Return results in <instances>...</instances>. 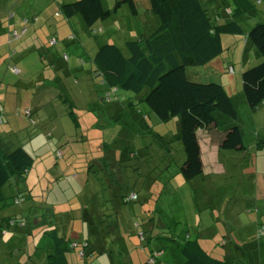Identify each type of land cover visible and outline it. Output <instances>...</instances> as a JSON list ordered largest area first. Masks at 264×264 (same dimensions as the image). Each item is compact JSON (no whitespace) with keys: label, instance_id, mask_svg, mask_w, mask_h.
<instances>
[{"label":"rangeland","instance_id":"1","mask_svg":"<svg viewBox=\"0 0 264 264\" xmlns=\"http://www.w3.org/2000/svg\"><path fill=\"white\" fill-rule=\"evenodd\" d=\"M75 1L0 0V145L14 141L36 160L35 181L26 180L35 182V187L17 184L12 178L4 188L7 207L0 206V219L20 217L19 224L7 227L8 234L0 237V264H42V250L53 242L44 231L55 228L50 220L59 212L53 204L63 203L73 206L76 219L67 227L58 225L60 237L66 232L77 240L82 236L80 227L92 235L103 219L104 231L112 220L124 240V245L114 240L119 239L114 228L109 234L102 232L103 247L94 256L89 248L82 255L77 241L71 247L77 250L66 255L69 264H125L124 258L138 260V254L142 257L150 250L158 251V257L148 264H180L181 252L170 245L168 237L173 234L180 243L186 232L197 237L213 258L228 259L230 264H264V234H259L261 229L264 233V209L259 208V193L249 190L257 180L264 185V136L258 135L255 126L251 128L259 115L241 103L242 71L258 61L245 32L259 21L257 17L264 19V0H252L254 8L242 14L236 13L235 0H209L208 10L223 14L220 24L230 18L244 34L223 33V54L187 73L204 83L226 86L237 108L245 150L224 151L225 171L200 177L195 183H186L179 173L182 144L165 136L176 133L177 122L162 123L153 113L147 118L141 98L103 85L93 63L102 45L115 44L128 56L127 41L150 36L157 29L159 21L149 11V0H135V16L124 6L89 29L77 15L65 34L58 32V24H67V19L56 15L59 4ZM102 1L107 9L115 2ZM45 54L47 59L42 60ZM228 66L234 70L230 72ZM107 92L111 97L105 101ZM91 165L99 170V177L88 176ZM121 192L126 199L138 192V198L122 205L117 197ZM103 197L105 216L90 219L88 215L100 208L96 205H102ZM147 209L155 215L154 228ZM55 217L65 218L64 214ZM229 221L235 232L228 231ZM242 226L246 227L240 232Z\"/></svg>","mask_w":264,"mask_h":264},{"label":"trees","instance_id":"2","mask_svg":"<svg viewBox=\"0 0 264 264\" xmlns=\"http://www.w3.org/2000/svg\"><path fill=\"white\" fill-rule=\"evenodd\" d=\"M114 1L111 9L105 8L102 0H77L68 4L64 3L56 15H62L69 22L80 15L85 25L92 29L98 22L109 20L124 6L128 7L132 15L138 14L135 0ZM210 1L149 0V11L159 21L157 29L150 36H140L135 40L127 41L125 47L128 50V56L117 45L107 43L98 49L93 59L103 85L113 91L124 90L136 94V98H141V102L147 106L148 110L145 109L147 112L143 113L142 110L147 118L150 117V113H153L162 123L171 120L177 122L179 129L174 134L173 140L179 141L183 146L185 159L179 163V173L188 183L200 178L204 173L198 131L217 126L218 115L224 116L231 122L225 130V138L220 149L245 150L243 133L237 123V108L225 86L216 82L204 83L187 73L188 69L204 67L223 54L224 46L221 37L223 33L244 34L241 25L230 18L226 19L224 24H220L219 20L223 14H213L208 10ZM235 2L238 14L250 13L255 6L252 0H235ZM231 13L233 15V10ZM257 18L259 21L245 32V37L251 43V47L256 50L259 59L255 64L243 69L241 74L243 94L252 110H257L264 105V19ZM69 39L72 40L74 37L70 35ZM66 56V54L63 55L62 59L64 60ZM228 67L230 72L234 70L232 66ZM144 90L146 93L143 95ZM109 92L106 93L105 101L111 97ZM131 103L130 106L133 108L134 102L131 101ZM29 114L31 115V111ZM35 165V158L23 147L18 146V143L12 141L5 142L3 146L0 145V206L7 207L4 204L7 200L4 188L12 178L17 179V184L23 182L28 187L35 184V182L27 183L26 181L29 177L35 181L36 173L33 172ZM98 171L95 165H91L87 173L94 178L95 175L99 177ZM11 186H15V183H11ZM122 192L123 195L117 196L121 197L122 205L138 198V192L132 194V199L129 198L131 201L126 199ZM13 201L16 202L15 199ZM91 201L95 203L93 195ZM104 202L103 197L102 205H96L100 208L98 207L97 210L92 211L91 215H88L90 219L105 216V209H102L105 207ZM53 205L60 213H55L50 220L51 226L55 228L44 231V236L53 242L47 244L42 250V264H69L66 255L70 251L77 250L71 248L77 241L80 242L78 244L83 250L84 248L92 250L91 255L94 256L98 249L103 247L105 237L103 238L102 232L109 234L111 228L116 230L111 220L108 230L104 231L102 219L92 235L80 227L82 236L79 239H72L73 237H69L66 232H63L60 237L58 225L67 227L76 218H74L73 206L67 207L64 203ZM84 206L82 201L81 212ZM159 213L161 214L160 211ZM59 214H64L65 218L55 217ZM145 214H149L148 222L151 228H154L155 215L151 209H147ZM115 216L117 217V214ZM19 217L15 215V217L0 219V237L8 234L7 227L19 224ZM261 230L259 234L263 235ZM118 235L119 239L114 240L122 241L124 245L121 232ZM168 239L170 245L181 252L184 264H230L228 259L218 260L209 256L200 245L198 238H193L189 232H186L185 238L180 243L173 234ZM81 253L84 255L86 251ZM120 254L125 253L120 251ZM148 254L145 259L140 257V263L148 264L150 260L154 262L158 257L156 250H150Z\"/></svg>","mask_w":264,"mask_h":264},{"label":"crops","instance_id":"3","mask_svg":"<svg viewBox=\"0 0 264 264\" xmlns=\"http://www.w3.org/2000/svg\"><path fill=\"white\" fill-rule=\"evenodd\" d=\"M63 3L59 4V6L61 7ZM228 10V9H226ZM21 13H23V11L21 10ZM57 13V12H56ZM55 13V14H56ZM222 19V18H221ZM221 19L219 21H221ZM67 24H58L57 25V30L58 32L60 33H63L65 34L64 31H67V28L68 25H69V21L66 22ZM14 26V25H13ZM249 43V42H248ZM249 46V45H248ZM251 47V46H249ZM48 54V53H47ZM49 55H50V58L49 59L51 62H54L55 60L52 59V54L49 52ZM247 56V50H246V53L244 54V58ZM18 59H21V57L19 56ZM47 59V55H43L42 56V60H46ZM257 59H259V56L257 55ZM246 60H247V57H246ZM248 62V60H247ZM64 63V62H63ZM65 64V63H64ZM224 85V84H223ZM225 86V85H224ZM226 88V86H225ZM230 95V94H229ZM231 96V95H230ZM232 98V101H233V97ZM241 103L242 105H246V100H245V96L243 94V90H241ZM250 108V107H249ZM252 113H254L253 115L254 116H257L259 115L258 117V121L257 122H253L252 124V127L253 128L254 126L256 128L259 129V131H257L258 135L259 136H264V105H262V107L258 108L257 110H252ZM217 119V126L215 127H211V128H207V129H202V130H199L198 131V139H199V142H200V147H201V156H202V161H203V166H204V173L201 177H205L209 174H212L213 172H221V171H225L224 170V165L222 164V159H221V155L224 151L226 150H222L220 149V145L223 141V139L225 138V130L230 126L231 122L225 118L224 116H221V115H218L216 117ZM252 121L254 118H251ZM252 123V122H251ZM238 124L240 125V127H242V125L240 124L239 122V119H238ZM179 129V125L177 124V130L178 131ZM256 131H252L253 133L256 132ZM6 133L8 134L9 131L7 130ZM167 138H174L173 136L174 135H165ZM182 150H183V146H182ZM184 152V151H183ZM184 154V153H183ZM263 155V154H262ZM185 159V155L184 157L182 158V160ZM236 160V158H234ZM255 159V156L253 158V160ZM262 160H263V163H264V155L262 156ZM182 162V161H181ZM259 165V162L257 163ZM253 169H255L253 167ZM199 178L191 181L192 183H195V181H197ZM185 181V180H184ZM187 183V182H186ZM190 183V182H189ZM200 182H198L196 185H199ZM255 184V185H254ZM251 188H249V190L253 193L254 190L256 191V193H259L258 194V204L260 205L259 208H261L262 210L264 209V185L261 184V183H258V180L256 183L252 182V186H250ZM204 188V187H203ZM245 190V188H244ZM256 196V195H255ZM263 196V197H262ZM250 198H253V194L251 195ZM262 198V199H261ZM260 199L262 201V204H260ZM233 218V217H232ZM238 222V220H237ZM212 221L209 219L208 221V226L212 225ZM227 224H231L230 227H227L228 231H233L235 232V229L237 230V228L234 225V223H232L231 221H229ZM246 226H242V228H240V232H242L244 230ZM253 233L256 234V231L253 230ZM252 233V234H253ZM228 237H229V240H232L233 238V235H229L228 234ZM228 237L225 236V239H227ZM241 239V238H239ZM227 242V241H226ZM201 245V244H200ZM205 250H206V247H204L203 245H201ZM225 246V244H224ZM207 251V250H206ZM148 251L146 250L145 253H147ZM207 253H209V251H207ZM210 254V253H209ZM139 255V259L138 260H134L133 257H130L129 259L127 258H124V262L125 264H140V262H137V261H140V257L141 255ZM149 255V254H148ZM212 256V255H211ZM142 258L145 259L147 258V255H142ZM218 260H225V259H220V258H217V257H214ZM183 259V260H182ZM182 262L180 264H184V258H181ZM180 260V261H181ZM136 261V262H134ZM142 264V263H141Z\"/></svg>","mask_w":264,"mask_h":264},{"label":"built area","instance_id":"4","mask_svg":"<svg viewBox=\"0 0 264 264\" xmlns=\"http://www.w3.org/2000/svg\"><path fill=\"white\" fill-rule=\"evenodd\" d=\"M15 71H16V72H19L16 68H15Z\"/></svg>","mask_w":264,"mask_h":264}]
</instances>
